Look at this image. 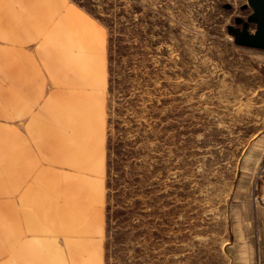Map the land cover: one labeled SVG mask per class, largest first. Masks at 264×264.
<instances>
[{
  "label": "rangeland",
  "instance_id": "374dc122",
  "mask_svg": "<svg viewBox=\"0 0 264 264\" xmlns=\"http://www.w3.org/2000/svg\"><path fill=\"white\" fill-rule=\"evenodd\" d=\"M72 1L103 26V264H233V193L244 180L253 201L264 164L252 7Z\"/></svg>",
  "mask_w": 264,
  "mask_h": 264
},
{
  "label": "crops",
  "instance_id": "0c3cea01",
  "mask_svg": "<svg viewBox=\"0 0 264 264\" xmlns=\"http://www.w3.org/2000/svg\"><path fill=\"white\" fill-rule=\"evenodd\" d=\"M100 27L72 0H0V264H103ZM239 185L232 261L264 264V205Z\"/></svg>",
  "mask_w": 264,
  "mask_h": 264
},
{
  "label": "water",
  "instance_id": "95a60500",
  "mask_svg": "<svg viewBox=\"0 0 264 264\" xmlns=\"http://www.w3.org/2000/svg\"><path fill=\"white\" fill-rule=\"evenodd\" d=\"M247 2L254 11L250 19L256 22L254 36L250 38L249 44L264 49V0H247Z\"/></svg>",
  "mask_w": 264,
  "mask_h": 264
},
{
  "label": "built area",
  "instance_id": "2783aa9c",
  "mask_svg": "<svg viewBox=\"0 0 264 264\" xmlns=\"http://www.w3.org/2000/svg\"><path fill=\"white\" fill-rule=\"evenodd\" d=\"M253 191V201L264 204V164L257 171Z\"/></svg>",
  "mask_w": 264,
  "mask_h": 264
}]
</instances>
